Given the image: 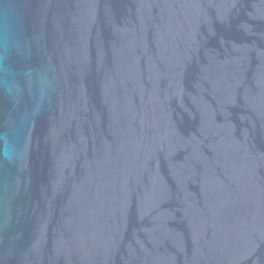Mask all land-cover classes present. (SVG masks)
I'll return each mask as SVG.
<instances>
[{
    "label": "water",
    "instance_id": "obj_1",
    "mask_svg": "<svg viewBox=\"0 0 264 264\" xmlns=\"http://www.w3.org/2000/svg\"><path fill=\"white\" fill-rule=\"evenodd\" d=\"M0 264H264V0H0Z\"/></svg>",
    "mask_w": 264,
    "mask_h": 264
}]
</instances>
